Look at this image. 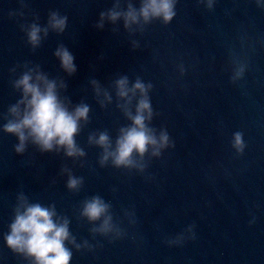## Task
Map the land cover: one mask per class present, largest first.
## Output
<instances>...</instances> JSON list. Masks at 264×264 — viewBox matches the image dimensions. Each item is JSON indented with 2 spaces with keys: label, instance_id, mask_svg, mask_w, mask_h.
Instances as JSON below:
<instances>
[{
  "label": "water",
  "instance_id": "95a60500",
  "mask_svg": "<svg viewBox=\"0 0 264 264\" xmlns=\"http://www.w3.org/2000/svg\"><path fill=\"white\" fill-rule=\"evenodd\" d=\"M141 2L0 0V264H32L4 241L21 195L69 220L80 245L67 243L71 264H264V0H176L167 24L97 26L117 3L126 11ZM53 12L68 17L65 31L49 28L33 48L27 28H47ZM61 46L74 56L71 76L55 55ZM28 69L62 82L69 109L89 106L75 138L83 157L41 152L31 141L16 152L19 140L3 126L22 98L14 82ZM124 77L151 85L148 127L167 132L174 147L134 154L132 167L101 165L104 149L89 138L107 133L114 147L132 123L116 94ZM94 80L111 102L97 96ZM237 132L242 154L233 147ZM70 175L82 180L77 190L67 186ZM93 197L110 206L119 238L81 215ZM178 237L184 242L169 246Z\"/></svg>",
  "mask_w": 264,
  "mask_h": 264
},
{
  "label": "clouds",
  "instance_id": "9594fccd",
  "mask_svg": "<svg viewBox=\"0 0 264 264\" xmlns=\"http://www.w3.org/2000/svg\"><path fill=\"white\" fill-rule=\"evenodd\" d=\"M212 0H209L211 6ZM176 0H142L139 9L132 4L127 5V10H120L117 3L113 9L100 14V23L97 25L103 28L105 19L112 23L123 19L125 28L131 29L133 25L141 22L147 24L153 19H161L165 24L170 23L176 15ZM68 24V17L59 13H51L48 20V27L41 28L38 24H31L26 31L27 41L36 48L41 43V33L47 36L49 28L55 32L62 33ZM62 69L69 75L76 71L74 56L66 47H59L55 52ZM241 68L237 75H241ZM97 96L103 92L104 99L111 102V96L103 91L97 81H92ZM14 87L20 91L22 98L13 105L9 112L11 119L3 126L6 133L15 135L19 144L16 147L17 153L25 151L28 141L37 145L41 152L64 150L68 157H83L84 151L77 145L76 136L80 131L81 121L87 122L90 108L86 104L77 105L73 109L64 103L60 98L59 88L65 87L61 82L59 85L38 69H28L15 82ZM116 94L125 101L122 105L125 113L132 121L131 126L122 128L120 135L111 142L107 133H100L98 137L89 138L104 149L100 160L101 165L106 164L109 159L115 167L136 166L133 155L143 157L151 148L152 154L159 156L161 150L167 147H174L170 142L167 132H161L157 136L153 129L148 127V121L152 118V107L148 97L151 85H145L137 80L130 86L126 77L115 82ZM137 93L140 99L135 106V114L130 110L133 99ZM103 104V101H101ZM233 147L239 153H243L246 147L243 134H234ZM82 180L69 176L68 188L77 190ZM109 205L100 197H93L85 202L81 215L90 222L101 221L94 231L107 235L116 232L120 237L119 230L112 223L109 215ZM69 220L58 217L55 207H45L39 203H29L26 197L21 195L15 210V217L9 225V231L4 236L5 244L14 253L25 255L30 258L32 264H71L72 251L67 243L74 244L77 249L75 238L69 230ZM191 238H195V233ZM184 237L167 241L169 246L180 245ZM87 246V242H85Z\"/></svg>",
  "mask_w": 264,
  "mask_h": 264
}]
</instances>
